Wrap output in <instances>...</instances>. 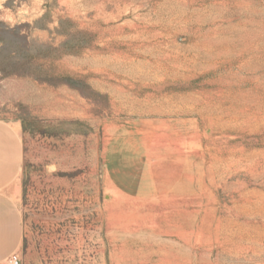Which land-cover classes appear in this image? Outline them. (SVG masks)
I'll return each mask as SVG.
<instances>
[{
    "label": "rangeland",
    "instance_id": "1",
    "mask_svg": "<svg viewBox=\"0 0 264 264\" xmlns=\"http://www.w3.org/2000/svg\"><path fill=\"white\" fill-rule=\"evenodd\" d=\"M2 128L19 264H264V0H0Z\"/></svg>",
    "mask_w": 264,
    "mask_h": 264
},
{
    "label": "crops",
    "instance_id": "2",
    "mask_svg": "<svg viewBox=\"0 0 264 264\" xmlns=\"http://www.w3.org/2000/svg\"><path fill=\"white\" fill-rule=\"evenodd\" d=\"M22 161V144L18 133L0 129V264L9 259L23 242V217L17 202L1 186L18 171Z\"/></svg>",
    "mask_w": 264,
    "mask_h": 264
},
{
    "label": "built area",
    "instance_id": "3",
    "mask_svg": "<svg viewBox=\"0 0 264 264\" xmlns=\"http://www.w3.org/2000/svg\"><path fill=\"white\" fill-rule=\"evenodd\" d=\"M10 261L12 264H19L20 263V258H18V256L16 255H12L10 258Z\"/></svg>",
    "mask_w": 264,
    "mask_h": 264
}]
</instances>
